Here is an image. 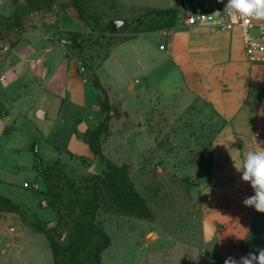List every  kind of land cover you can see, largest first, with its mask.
<instances>
[{
	"label": "rangeland",
	"instance_id": "1",
	"mask_svg": "<svg viewBox=\"0 0 264 264\" xmlns=\"http://www.w3.org/2000/svg\"><path fill=\"white\" fill-rule=\"evenodd\" d=\"M9 1L11 11L0 3V40L5 45L59 24V39L82 41L70 51L92 67L118 41L158 29L166 15L155 0ZM170 2L181 0H166ZM112 20L128 22L113 31ZM103 108L113 114L87 135L94 159L69 157L54 167L47 162L54 152L40 138L10 166L11 174L3 178L13 187L0 194V264H93L95 259L100 264H225L228 257L238 261L264 249V213L253 208L241 237L219 228L218 239H205L210 154L222 126L206 102L183 90L140 124L112 121L128 114L106 99ZM37 167L57 170L58 179L52 181L56 188L73 183L81 191L79 203L98 207L95 231L72 230L76 223L63 217L64 211L57 217L47 208V184ZM27 182L31 187H24ZM87 187L91 189L85 191ZM118 189L125 191V204L117 198ZM100 233L110 244L94 253L90 247Z\"/></svg>",
	"mask_w": 264,
	"mask_h": 264
},
{
	"label": "crops",
	"instance_id": "2",
	"mask_svg": "<svg viewBox=\"0 0 264 264\" xmlns=\"http://www.w3.org/2000/svg\"><path fill=\"white\" fill-rule=\"evenodd\" d=\"M155 1L166 14L161 26L118 41L95 67L70 51L71 41L59 39V24L26 34L14 46L0 40V194L13 187L4 180L12 163L37 139L54 152L47 162L70 154L94 159L87 135L113 114L103 108L105 99L128 114L109 115L112 121L140 124L186 90L222 120L210 154L205 239H218L219 228L239 238L254 209L242 202L254 192L236 167L244 153L264 147V65L247 60L239 26L187 25L189 10L213 11L214 0ZM0 3L11 11L9 0Z\"/></svg>",
	"mask_w": 264,
	"mask_h": 264
},
{
	"label": "clouds",
	"instance_id": "3",
	"mask_svg": "<svg viewBox=\"0 0 264 264\" xmlns=\"http://www.w3.org/2000/svg\"><path fill=\"white\" fill-rule=\"evenodd\" d=\"M218 2L223 3L224 0ZM216 13L245 24L252 20L264 21V0H227L222 11L218 10ZM236 170L242 173L241 180L249 183L254 192V195L245 198L242 203L264 213V147L244 153L242 165L236 167ZM225 264H264V249H259L258 253L249 252L238 261L228 257Z\"/></svg>",
	"mask_w": 264,
	"mask_h": 264
},
{
	"label": "trees",
	"instance_id": "4",
	"mask_svg": "<svg viewBox=\"0 0 264 264\" xmlns=\"http://www.w3.org/2000/svg\"><path fill=\"white\" fill-rule=\"evenodd\" d=\"M72 46L74 47H81L82 46V41L79 42V40L76 38L71 41ZM94 84L101 89L100 83L98 81V78L95 79ZM93 148V147H92ZM71 158L74 156L70 154ZM82 161H85V158L81 159ZM61 160H54L52 162V165L54 167H58ZM52 169L49 168H43L42 170L37 167L36 172L39 174L41 173L43 177L46 180L47 184V191L44 192V195L46 196V199L48 201V206L47 208L54 212L57 217L61 216L60 213L64 211L63 217H68L72 221L76 223L72 227V230L75 229H85L91 228L92 231H95V226H94V217L95 213L97 211V206L95 205H90L86 203L87 201H83L81 203L78 202V200L81 197V191L80 189H74L75 186L73 183H68V187L66 189H60L56 188V183L52 182L53 180L58 179V174L57 170L53 171ZM97 178V177H95ZM98 185V184H97ZM56 189V190H55ZM91 187L85 188V191L90 190ZM123 193L125 194V191L120 192V189H118L117 192V198L120 200L121 203L125 204L126 200L123 197ZM84 195L88 196V193H85ZM129 196V195H128ZM78 213V214H77ZM89 216V221L87 220ZM66 224V222H64ZM98 241L93 242L92 246L90 247L91 250H93L94 253H100L103 249L108 247L110 244V239L108 236H106L103 233H100L98 236ZM93 264H100L99 260L95 259Z\"/></svg>",
	"mask_w": 264,
	"mask_h": 264
},
{
	"label": "built area",
	"instance_id": "5",
	"mask_svg": "<svg viewBox=\"0 0 264 264\" xmlns=\"http://www.w3.org/2000/svg\"><path fill=\"white\" fill-rule=\"evenodd\" d=\"M216 8L213 11H200L194 14H188L186 23L188 26H210L223 30L233 29L239 26L242 30L243 42L245 46L246 58L250 63L264 65V21L252 20L245 24L243 21L234 22L231 18L225 17L222 13L216 11L223 9L224 4L214 0ZM256 33V35H255ZM163 49V47L161 48ZM81 71L85 73V66L82 64ZM25 188L31 187L29 183L24 184Z\"/></svg>",
	"mask_w": 264,
	"mask_h": 264
},
{
	"label": "water",
	"instance_id": "6",
	"mask_svg": "<svg viewBox=\"0 0 264 264\" xmlns=\"http://www.w3.org/2000/svg\"><path fill=\"white\" fill-rule=\"evenodd\" d=\"M66 2H67V0H57L58 4H64ZM189 13L192 14V10L191 11L189 10ZM127 22H128L127 20H112L110 22V26H111V29L113 31H115V30L121 28L122 26H124ZM40 206L42 207L43 204H41Z\"/></svg>",
	"mask_w": 264,
	"mask_h": 264
}]
</instances>
